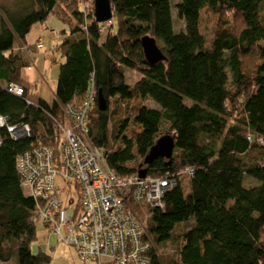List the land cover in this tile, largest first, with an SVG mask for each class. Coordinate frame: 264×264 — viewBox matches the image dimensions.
Listing matches in <instances>:
<instances>
[{"label":"trees","instance_id":"obj_1","mask_svg":"<svg viewBox=\"0 0 264 264\" xmlns=\"http://www.w3.org/2000/svg\"><path fill=\"white\" fill-rule=\"evenodd\" d=\"M94 3L27 0L0 20V115L32 132L16 141L0 131V262L51 263L48 253L32 252L38 203L22 192L17 159L42 147L58 154L65 108L80 107L92 90L89 139L107 167L119 176L146 169L177 180L165 211L134 207L153 243L150 264H264V0H111L110 27L96 21ZM51 16L70 27L56 46L55 100L31 103L28 89L21 97L7 90L9 83L21 85L30 65L15 47L31 54L44 49L42 37L32 45L26 39ZM204 17L213 24L212 39L203 32ZM146 35L165 60L147 62ZM127 70L140 75L134 85ZM99 91L105 111L98 109ZM166 134L176 143L172 158L144 165ZM246 177L258 186L245 188ZM63 202L72 211L82 204L78 191ZM167 243L170 253L158 249Z\"/></svg>","mask_w":264,"mask_h":264},{"label":"built area","instance_id":"obj_2","mask_svg":"<svg viewBox=\"0 0 264 264\" xmlns=\"http://www.w3.org/2000/svg\"><path fill=\"white\" fill-rule=\"evenodd\" d=\"M112 23L107 21L108 27ZM7 90L18 97L25 92L15 83H9ZM96 99L91 90L80 107L65 108L68 122L58 126L62 136L58 154L42 147L18 157L22 192L38 203L37 218L73 246L83 264H150L153 243L146 221L134 207L165 211V196L177 187V180L170 175L142 178L139 173L122 177L109 169L103 150L89 139V116ZM2 129L16 141L32 135L28 125H12L0 115ZM72 187L82 203L73 211L63 202L64 196L72 197Z\"/></svg>","mask_w":264,"mask_h":264},{"label":"rangeland","instance_id":"obj_3","mask_svg":"<svg viewBox=\"0 0 264 264\" xmlns=\"http://www.w3.org/2000/svg\"><path fill=\"white\" fill-rule=\"evenodd\" d=\"M26 1L27 0H0V20L3 16H5L4 10L14 13L18 9V6ZM172 1L173 3H176L178 0ZM36 26L39 27L40 24H37L34 27ZM181 26L182 23L177 22V28H180ZM44 27L47 28V31L41 35L42 42L44 43V49L31 54L30 52L27 53L22 46H16L15 52L21 53V55L30 62V65L26 67L22 73L21 83L24 89L29 90L28 100L31 103H37V101L43 99L49 105H53L55 100L57 77L59 74V65L54 63L55 58L52 57L55 56L57 61L61 59L60 52L57 49L53 51V49L59 42L64 40L66 35L70 34V27L54 16L49 17ZM202 27L205 36L208 39H212L214 30L212 22L204 17ZM41 28L43 33V26ZM247 65L248 67L253 68L252 59L247 61ZM127 74L133 77V79L128 77V84L130 85H134V83L140 78V75L133 70H127ZM147 105L152 108L158 107L153 101H149ZM258 184L259 183L255 179L250 177H246L244 182V185L246 186L245 188L247 189L254 188L258 186ZM184 190L187 191V186L185 185ZM69 192L74 197L76 196V190L74 187L69 189ZM75 199H77V197ZM35 221L37 241L32 244V252L34 254H37L40 251L46 253L49 250V246H55L56 256H53V253L50 250L48 252V254L53 257L52 263L50 264H83L78 257L76 250L61 241L60 236L54 234L52 230L44 224L43 220L37 218ZM172 245L173 244L171 243L159 245L158 249L161 250L164 248V251L170 253L173 250ZM69 250H72L71 253L68 252ZM73 251L74 255H72ZM0 264H16V261L13 259L9 263L0 262Z\"/></svg>","mask_w":264,"mask_h":264},{"label":"water","instance_id":"obj_4","mask_svg":"<svg viewBox=\"0 0 264 264\" xmlns=\"http://www.w3.org/2000/svg\"><path fill=\"white\" fill-rule=\"evenodd\" d=\"M95 18L99 23L107 22L112 18L111 0H95ZM144 56L149 64H156L165 60L161 49L159 48L154 37L146 35L141 40ZM108 107V102L102 92L98 93V109L105 111ZM176 143L174 138L166 134L160 137L155 145L150 149L149 154L145 157L143 164L150 165L156 158L170 160L173 156ZM140 177L144 178L147 175L146 169L139 171Z\"/></svg>","mask_w":264,"mask_h":264},{"label":"crops","instance_id":"obj_5","mask_svg":"<svg viewBox=\"0 0 264 264\" xmlns=\"http://www.w3.org/2000/svg\"><path fill=\"white\" fill-rule=\"evenodd\" d=\"M36 25H37V24H36ZM42 26H43V33H42V28H41ZM33 31H34V32H33ZM45 31H47V28L44 27V25H41V24H40L39 27H37V26L34 27V26H33L31 33L27 36V39H26L27 43L32 45V44H33L38 38L41 37L42 34H44ZM39 35H40V36H39ZM56 49H57V47H55V48L53 49V51L56 50ZM52 58H55L54 60H56V57H55V56H53ZM48 248H49V250L53 253V256H56V249H55V246H49ZM49 250H48L46 253H48ZM71 251H72V250H69L68 252L71 253ZM72 255H74V251L72 252ZM77 255H78V254H77ZM78 257H79V256H78ZM52 260H53V257H52ZM51 263H52V261H51ZM90 263H91V262H90ZM90 263H89V264H90ZM91 264H98V263L92 261Z\"/></svg>","mask_w":264,"mask_h":264},{"label":"bare ground","instance_id":"obj_6","mask_svg":"<svg viewBox=\"0 0 264 264\" xmlns=\"http://www.w3.org/2000/svg\"><path fill=\"white\" fill-rule=\"evenodd\" d=\"M99 149V148H98ZM99 150H101V149H99ZM191 170V169H190ZM113 171V170H112ZM119 176V175H118ZM146 176H149V175H146ZM145 176V177H146ZM122 177H124V176H122ZM152 177V176H151ZM165 177V176H164ZM154 178H161V177H154Z\"/></svg>","mask_w":264,"mask_h":264}]
</instances>
